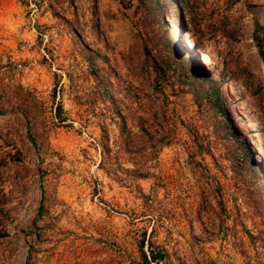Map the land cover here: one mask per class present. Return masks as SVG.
I'll return each mask as SVG.
<instances>
[{
  "label": "rangeland",
  "instance_id": "1",
  "mask_svg": "<svg viewBox=\"0 0 264 264\" xmlns=\"http://www.w3.org/2000/svg\"><path fill=\"white\" fill-rule=\"evenodd\" d=\"M260 47L264 0H0V264H264Z\"/></svg>",
  "mask_w": 264,
  "mask_h": 264
},
{
  "label": "trees",
  "instance_id": "2",
  "mask_svg": "<svg viewBox=\"0 0 264 264\" xmlns=\"http://www.w3.org/2000/svg\"><path fill=\"white\" fill-rule=\"evenodd\" d=\"M259 51L264 58V50L260 47ZM1 74H3V72L0 70V76H1ZM3 85H5V83H1V77H0V88L4 89L1 91V93H8L9 91L8 90L5 91V86H3ZM5 108H6V105L1 100L0 101V113L4 112ZM57 116H59V115H57ZM142 248L143 247L140 245L141 264H153L154 262L159 261L162 258V255L160 252L158 253V252H154L153 250H151L150 255L148 256Z\"/></svg>",
  "mask_w": 264,
  "mask_h": 264
},
{
  "label": "bare ground",
  "instance_id": "3",
  "mask_svg": "<svg viewBox=\"0 0 264 264\" xmlns=\"http://www.w3.org/2000/svg\"><path fill=\"white\" fill-rule=\"evenodd\" d=\"M200 57V56H199ZM210 59L208 56H203V58H201V62H203L204 64L209 63Z\"/></svg>",
  "mask_w": 264,
  "mask_h": 264
}]
</instances>
